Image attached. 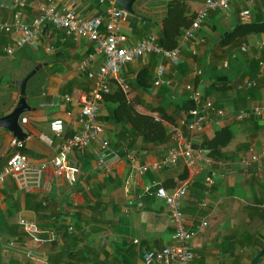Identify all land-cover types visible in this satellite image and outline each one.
<instances>
[{
	"label": "crops",
	"instance_id": "0c3cea01",
	"mask_svg": "<svg viewBox=\"0 0 264 264\" xmlns=\"http://www.w3.org/2000/svg\"><path fill=\"white\" fill-rule=\"evenodd\" d=\"M66 1L80 16H101L103 25L106 22L107 4H99L98 0ZM171 1L184 3L187 15H194L205 0H135L134 12H129L124 27L129 41L136 43L147 34L159 41ZM46 3L24 0L19 6L15 0H2L0 21L17 18L30 25ZM244 10L249 13L243 15ZM263 20L264 0L232 1L225 10L210 11L199 29L182 39L176 62L155 55L154 75L161 65L167 71H177V83L171 89L175 101H181L185 94L190 96L184 88L190 83L229 113L251 111L242 120L217 119L210 114L195 133L193 144L231 123L233 139L223 148L221 159L213 160L195 146L179 159L192 180L181 207L192 233V264H249L261 248L258 244L264 245V34L251 33L233 46L219 43L221 35L234 26ZM13 37L0 33V117L10 113L20 98L16 81L36 71L26 86L31 110L19 118L25 136L17 139L0 127V168L15 152L25 154L36 166L47 164L39 183L19 186L9 175L0 184V264H143L144 248L170 244L173 227L165 201L154 195H140L141 189L152 182L163 186L164 179L178 170L171 166L152 171L143 166L156 162L169 147L181 146L183 138H173V124L164 121L170 139L143 149L140 142L135 143L130 152L136 154V162L129 164L126 155L113 144L116 126L103 118L115 104L103 99L98 116L103 129L87 148L70 154L79 173L77 182L69 185L49 160L60 142L81 127L80 98L92 83L80 68L81 62L94 54L88 69H97L103 56L92 42L67 36L64 30L49 24L42 27L34 45H24L7 56L3 48L12 43ZM152 55H142L126 65L123 77L133 80ZM196 70L200 75L195 74ZM252 81L255 85L248 86ZM110 87H116L114 81ZM133 96L138 111L145 112L148 106L158 103V97L139 91H132L129 97ZM166 111L185 134L181 122L186 117L172 104ZM56 117L64 122L61 136L49 129V121ZM104 141L108 146L103 147ZM17 142L22 146L18 147ZM188 161L195 162L193 172ZM211 173L214 183L205 194V184L202 191L201 185ZM203 199L206 207L200 205ZM202 220L207 222L205 227H200ZM25 223L37 227L35 237L27 234Z\"/></svg>",
	"mask_w": 264,
	"mask_h": 264
},
{
	"label": "built area",
	"instance_id": "2783aa9c",
	"mask_svg": "<svg viewBox=\"0 0 264 264\" xmlns=\"http://www.w3.org/2000/svg\"><path fill=\"white\" fill-rule=\"evenodd\" d=\"M46 1L47 3L41 6L40 13L32 24L23 23L17 18L12 22L0 21V33L13 34L14 36L12 43L3 48V52L7 56H11L24 45H34L38 41L42 27L48 24L64 30L67 36L80 37L92 42L95 51L103 56V62L97 69H88L90 62L94 60V54H89L81 62L80 68L84 70L86 77L92 81L89 91L80 98L79 118L81 127L70 137L60 142L57 153L49 160V164L59 174H63L66 177L69 185H74L77 182L79 167L69 156L74 151H83L87 148L102 131L103 125L98 119L99 109L104 94L112 91L110 82L114 81L115 86L126 97H129L132 92L131 87L122 74L126 65L146 54L159 55L164 59L176 62L180 49L179 47L174 49L164 48L159 44L156 36L152 34L145 35L136 43L130 42L129 36L124 30L129 12L120 7L117 0H98L99 4H107V17L104 25L101 16L84 18L66 0ZM232 1L251 3L253 0H205L203 6L193 15L191 24L185 30L181 41L183 38H189L192 32L199 29L210 11L225 10ZM15 2L19 6L24 4V0H15ZM0 5H2V0H0ZM248 13V10L242 12L243 15ZM176 72V70L170 68L167 71L165 66H158L154 80L157 84L176 85L178 79ZM199 73V70L195 71L196 75ZM247 85H255V82H248ZM184 88L190 92V97L195 102V108L190 109L188 111V119L185 118L181 122L186 129L185 134L176 125L170 127L173 138H183V144L169 147L156 162L151 165H144V170L161 171L176 164L181 156L189 154L194 148V135L203 126L208 115L212 114L217 119L242 120L249 117L251 113V111L229 113L222 107H216L213 101L205 98L203 92L194 85L187 83ZM22 121L25 122L26 118H22ZM49 129L54 135L61 136L64 130L63 120L58 117L51 119L49 121ZM16 144L18 147L22 146L20 142ZM102 145L106 147L108 142L104 141ZM136 157V154L130 151L126 155L129 164H134ZM46 164L45 162L41 166H36L32 164L25 154L15 152L0 168V184L9 175L15 178L19 186H24L29 182L39 183L41 173L45 169ZM187 166L193 172L195 162L188 161ZM191 181V177H187L179 186L171 190L155 182L143 185L140 195H154L165 201L173 227L172 242L170 244L160 248H144L142 253L143 264L193 263L194 252L190 244L192 233L186 226V219L181 210L182 202L188 193V186ZM213 183V173H211L204 180L205 194L208 193V188ZM42 204L45 205L44 202ZM200 205L206 207V201L204 199L201 200ZM206 225L207 222L205 220L200 222V227H205ZM24 229L32 237H35L38 232L37 227L33 223H25Z\"/></svg>",
	"mask_w": 264,
	"mask_h": 264
},
{
	"label": "trees",
	"instance_id": "16d2710c",
	"mask_svg": "<svg viewBox=\"0 0 264 264\" xmlns=\"http://www.w3.org/2000/svg\"><path fill=\"white\" fill-rule=\"evenodd\" d=\"M167 5L168 9L162 20L161 33L158 39L159 44L164 48L174 49L180 46L181 38L185 30L189 28L193 15H187V7L184 3L171 1ZM251 33L264 34V20L245 24L241 23L234 26L232 29L228 30L225 35H221L219 43L222 46H233L240 43ZM155 64V55L153 54L151 56V61L147 62L139 69L133 80H126L131 87V91L136 89L139 92L158 97V103L148 106L147 111H138L135 105L136 102L134 101L135 96L132 98L126 97L118 87H115L110 93L104 94L103 96L104 101L115 104L109 114L103 118L105 121L111 122L116 126L117 132L115 133L113 144L115 147H119L121 153H124V155H127L137 142H140L141 149H143L146 145L162 144L170 139V134L164 121L173 125H175L176 121L174 119L175 117L171 116L166 111L169 104H172L178 113H181L187 119L189 117L188 111L195 108L194 100L187 94H185L179 102L172 98L173 93L171 89L176 85L171 84L167 86L155 82L153 72ZM256 64H258V62H256ZM251 77H253V75H251ZM228 86L230 87V85ZM215 106L218 107L217 105ZM232 139L233 130L231 128V123H229L215 130L210 137H203L201 142L194 144V146L204 150L207 156L213 160H219L223 156V148L227 146ZM176 166L178 167L176 175L172 176L171 174L169 178L164 179V187L175 188L187 177L188 170L185 163L178 161L176 164L172 165L175 169ZM172 167L170 166V168ZM203 189L204 183L201 185V191ZM201 191L199 190L198 192L201 193ZM258 245L262 247L261 243ZM261 259L264 260V255Z\"/></svg>",
	"mask_w": 264,
	"mask_h": 264
},
{
	"label": "water",
	"instance_id": "95a60500",
	"mask_svg": "<svg viewBox=\"0 0 264 264\" xmlns=\"http://www.w3.org/2000/svg\"><path fill=\"white\" fill-rule=\"evenodd\" d=\"M134 1L135 0H117V3L128 12L133 13L134 10L132 5ZM35 71L36 69L31 70L25 77L16 81V84L20 88V98L10 113L0 117V127L12 132L13 135L17 137V139H23L25 136L24 132L22 131V126L19 123V118L23 113L31 110L26 101V86L28 80L34 75ZM263 255L264 245L253 255L249 261V264H259V261Z\"/></svg>",
	"mask_w": 264,
	"mask_h": 264
},
{
	"label": "rangeland",
	"instance_id": "374dc122",
	"mask_svg": "<svg viewBox=\"0 0 264 264\" xmlns=\"http://www.w3.org/2000/svg\"><path fill=\"white\" fill-rule=\"evenodd\" d=\"M154 84L157 85L156 83H154ZM134 90L137 91L136 89H134ZM134 90H133V91H134ZM153 92H155V91H153Z\"/></svg>",
	"mask_w": 264,
	"mask_h": 264
}]
</instances>
